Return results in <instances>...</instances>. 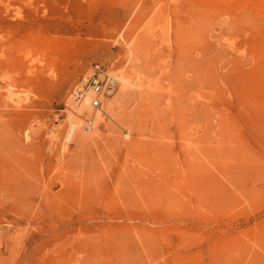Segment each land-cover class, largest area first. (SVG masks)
<instances>
[{
  "label": "rangeland",
  "instance_id": "1",
  "mask_svg": "<svg viewBox=\"0 0 264 264\" xmlns=\"http://www.w3.org/2000/svg\"><path fill=\"white\" fill-rule=\"evenodd\" d=\"M0 264H264V0H0Z\"/></svg>",
  "mask_w": 264,
  "mask_h": 264
},
{
  "label": "built area",
  "instance_id": "2",
  "mask_svg": "<svg viewBox=\"0 0 264 264\" xmlns=\"http://www.w3.org/2000/svg\"><path fill=\"white\" fill-rule=\"evenodd\" d=\"M111 82V81H110ZM112 83V82H111ZM109 79H99L98 77H92L85 82H81L74 86L72 90V96L75 102L84 101L89 92L92 93L89 99V104L93 110H101L103 106V98L109 93ZM93 115L87 118V122H91Z\"/></svg>",
  "mask_w": 264,
  "mask_h": 264
},
{
  "label": "bare ground",
  "instance_id": "3",
  "mask_svg": "<svg viewBox=\"0 0 264 264\" xmlns=\"http://www.w3.org/2000/svg\"><path fill=\"white\" fill-rule=\"evenodd\" d=\"M198 19H199V18H198ZM199 22H200V21H199ZM192 31H193V30H192ZM188 34H189V33H188ZM189 36H190V35H189ZM124 80H125V78H124ZM110 81H111L112 83L110 82L111 85L109 86V93H112V92H114V90H115V84H116V83L114 82V80H111V78H110ZM122 81H123V78H122ZM124 82H128V81H124ZM124 82H123V84H124ZM124 85H125V84H124ZM89 93H90V92H89ZM109 93H108V94H109ZM89 95H92V94H89ZM86 98H87V97H86ZM86 98H85V99H86ZM87 99H88V98H87ZM89 99H90V97H89ZM85 102L88 103L89 101L86 100V101H84V103H83V105H84V104H86V105H84L85 107H82V108H84V109L86 110V108H87V103H85ZM88 105H89V103H88ZM88 107H89V106H88ZM87 109H88V108H87ZM82 113H83V112H82ZM91 122H92V121H91ZM91 122L88 121L89 124H91ZM80 125H81V124H80L79 122H75V123L72 124V126H71V128H70V130H69V138L72 137V134H73V131H74L75 127H76V128H77V127H81ZM78 132H79V131H78ZM82 132H83V131H81V133H82ZM79 134H80V132H79ZM67 136H68V134H67ZM83 136H84V134H83ZM79 138H80V137H79ZM82 138H83V137H82ZM84 138H85V137H84ZM70 139H71V138H70ZM70 139H69V140H70ZM80 140H81V139H80ZM82 141H84V140H82Z\"/></svg>",
  "mask_w": 264,
  "mask_h": 264
}]
</instances>
